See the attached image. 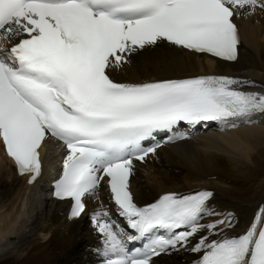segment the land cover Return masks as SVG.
<instances>
[{
  "label": "snow or ice",
  "instance_id": "snow-or-ice-1",
  "mask_svg": "<svg viewBox=\"0 0 264 264\" xmlns=\"http://www.w3.org/2000/svg\"><path fill=\"white\" fill-rule=\"evenodd\" d=\"M257 8L264 0H0V141L29 183L42 174L41 149L59 142L53 195L71 202L70 219L85 214L87 198L98 201L90 219L102 264H156L175 251L192 254L191 264H264V204L237 232L211 189L141 203L131 188L135 162L163 143L260 122L264 91L227 75L113 78L165 43L234 62V20ZM105 185L108 204L98 195Z\"/></svg>",
  "mask_w": 264,
  "mask_h": 264
},
{
  "label": "bare ground",
  "instance_id": "bare-ground-1",
  "mask_svg": "<svg viewBox=\"0 0 264 264\" xmlns=\"http://www.w3.org/2000/svg\"><path fill=\"white\" fill-rule=\"evenodd\" d=\"M236 20L242 43L238 59L233 63L165 43L141 51L113 77L138 81L205 72L227 73L250 77L255 82L252 88L264 89L261 87L264 86V12L257 8ZM42 153L45 168L50 164L58 167L64 155L54 141ZM150 170L131 183L139 202L145 203L159 192L214 189V203L219 209L235 214L239 221L236 231L240 230L256 205L264 200V119L236 128L221 129L213 124L189 140L163 147ZM48 180L44 173L29 185L27 176L17 175L0 141V264H69L72 260L75 264H81L80 261L99 264L101 257L97 249L101 242L94 236L90 217L83 214L68 221L67 202L52 198ZM87 204L92 213L96 201L87 198ZM79 248L82 252H77ZM65 256L69 262H64ZM86 256L90 262L85 260Z\"/></svg>",
  "mask_w": 264,
  "mask_h": 264
},
{
  "label": "rangeland",
  "instance_id": "rangeland-1",
  "mask_svg": "<svg viewBox=\"0 0 264 264\" xmlns=\"http://www.w3.org/2000/svg\"><path fill=\"white\" fill-rule=\"evenodd\" d=\"M262 17H263V16H262ZM255 22H256V21H255ZM174 169H175V166H174L173 169H171V170H174ZM187 190H190V189H187ZM191 190H192V189H191ZM77 252H82L81 248H79ZM188 255H190V253H188V252H186V251H185L184 253H182V256H184V257H188V258H189ZM191 256H192V254H191ZM67 259H68V258L65 256L64 259H63L65 263L70 261V260H67ZM70 259H71V258H70ZM176 259H180V258H176ZM85 260H87L88 262H90V260H88V257H87V256L85 257ZM80 263H81V264H85V263H83V262H81V261H80ZM69 264H75V263H74V261L72 260Z\"/></svg>",
  "mask_w": 264,
  "mask_h": 264
},
{
  "label": "flooded vegetation",
  "instance_id": "flooded-vegetation-1",
  "mask_svg": "<svg viewBox=\"0 0 264 264\" xmlns=\"http://www.w3.org/2000/svg\"><path fill=\"white\" fill-rule=\"evenodd\" d=\"M181 262H184L183 258H180V259L175 258V261L173 262V264H180Z\"/></svg>",
  "mask_w": 264,
  "mask_h": 264
}]
</instances>
